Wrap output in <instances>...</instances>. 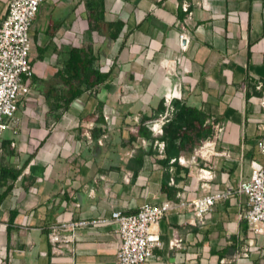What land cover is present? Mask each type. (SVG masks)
Instances as JSON below:
<instances>
[{
    "label": "crops",
    "instance_id": "1",
    "mask_svg": "<svg viewBox=\"0 0 264 264\" xmlns=\"http://www.w3.org/2000/svg\"><path fill=\"white\" fill-rule=\"evenodd\" d=\"M85 2L45 0L29 30L30 94L19 100L0 149V193L9 188L0 202V264H116L120 240L113 221L83 226L73 242L57 247L48 232L69 220L136 213L144 203L173 200L161 189V139L152 132L151 144L138 132L140 118L154 114L165 93L180 94L176 98L213 114L223 127L179 155L188 172L176 173L178 199L206 193L198 167L215 172V192L249 180L252 160L264 162L257 147L264 134V0H190V13L184 0H103L106 22L99 29L90 28L93 12ZM7 4L0 0V22ZM117 20L122 28L111 39L108 23ZM183 30L190 34L185 50ZM84 43L93 45L109 76L65 109L60 98L69 86L62 70L70 50ZM150 145V153L132 160ZM4 168L20 174L4 177ZM246 208V197L233 194L203 223L189 220L184 208L169 212L158 224L162 244L145 264H264L263 235L242 256ZM174 235L179 246L170 245Z\"/></svg>",
    "mask_w": 264,
    "mask_h": 264
},
{
    "label": "built area",
    "instance_id": "2",
    "mask_svg": "<svg viewBox=\"0 0 264 264\" xmlns=\"http://www.w3.org/2000/svg\"><path fill=\"white\" fill-rule=\"evenodd\" d=\"M45 0H8L7 11L0 22V149L4 132L13 128L14 118L21 98L30 94V86L25 78L29 79L34 73L31 51L32 26ZM183 8L190 13V0H184ZM190 41V34L183 30L179 35L180 49L185 50ZM177 59L171 62L176 63ZM169 66V62H163ZM180 94L165 93L163 98L167 109L151 123L155 136L163 133V124L171 115L172 100ZM264 105V97L262 98ZM109 119V115L105 116ZM216 133L223 130L219 124L215 125ZM160 151H164L165 142L156 140ZM258 150L264 154V134L258 139ZM179 161L185 163L182 157ZM196 163V156L191 159ZM252 172L250 179L239 181L237 185H229L223 190L212 192L211 182L215 179V172L208 167H198L196 179L202 180V187L206 193L193 197L182 195L178 200H164L160 203H144L136 213H124L114 210L110 217H100L93 220H69L50 227L48 238L54 246L67 245L73 242L79 228L86 225H97L108 221L116 223V233L119 237V246L116 250V264H145L153 256L154 249L162 244L159 221L169 212L187 209L189 220L203 223L206 216L213 211L216 203L231 197L233 194L246 197L247 208L243 218L248 224V245L243 248L242 256L248 257L249 252L257 247L256 238L264 236V162L251 161ZM170 184H175L173 177ZM171 246H179L180 238L174 235ZM217 264H226L225 260Z\"/></svg>",
    "mask_w": 264,
    "mask_h": 264
},
{
    "label": "trees",
    "instance_id": "3",
    "mask_svg": "<svg viewBox=\"0 0 264 264\" xmlns=\"http://www.w3.org/2000/svg\"><path fill=\"white\" fill-rule=\"evenodd\" d=\"M86 7L93 13L90 16L92 21L90 22L91 29H99L101 23L106 22L104 17V3L103 0H86ZM103 11V12H102ZM108 23V22H107ZM108 36L111 39H116L121 31L122 22L117 20L108 23ZM66 74L64 79L65 83L69 86L67 93L61 95L60 106L62 108H68L70 103L79 97L84 91L96 88L101 82L109 76V71H104L100 64V56L94 50L92 44L84 43L81 47H73L69 52V58L66 61L63 70ZM262 94V92H260ZM172 112L168 119L163 124V133L158 138L165 141V157L161 159L164 165L165 172L162 177L161 189L168 197L173 200H177L178 188L173 184H170V178L173 176L177 178L176 173L182 167L179 165L178 158L183 152H192L194 148L202 143V141L215 133V123L218 118L206 110L188 105L181 101L179 98L172 100ZM167 109L164 98H162L155 110L154 114L143 115L140 118V126L138 132L140 135H146L148 140L153 144L155 136H153L151 123L160 114L164 113ZM99 120H104V116L100 113ZM152 119V120H151ZM148 124V125H147ZM147 132L144 130L147 129ZM136 139V137H134ZM152 145L146 150L143 147L137 149V154L132 159L133 161L141 159L142 154L150 153ZM175 158L173 162L171 159ZM171 166L175 168L174 172L171 171ZM185 172H188L186 168H182ZM8 171V172H7ZM8 168L2 170V176H11L17 178L20 174V170H15L14 173ZM7 174V175H5ZM7 187L2 193H0V202L4 199L8 192ZM246 222V221H245ZM248 230L247 226H244Z\"/></svg>",
    "mask_w": 264,
    "mask_h": 264
},
{
    "label": "rangeland",
    "instance_id": "4",
    "mask_svg": "<svg viewBox=\"0 0 264 264\" xmlns=\"http://www.w3.org/2000/svg\"><path fill=\"white\" fill-rule=\"evenodd\" d=\"M121 97V96H120Z\"/></svg>",
    "mask_w": 264,
    "mask_h": 264
}]
</instances>
